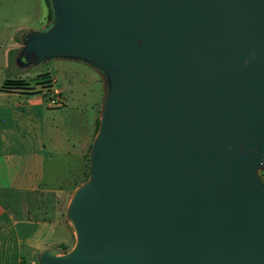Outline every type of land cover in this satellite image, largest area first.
<instances>
[{
	"label": "water",
	"instance_id": "obj_1",
	"mask_svg": "<svg viewBox=\"0 0 264 264\" xmlns=\"http://www.w3.org/2000/svg\"><path fill=\"white\" fill-rule=\"evenodd\" d=\"M15 61L106 78L65 252L38 264H264V0H48Z\"/></svg>",
	"mask_w": 264,
	"mask_h": 264
},
{
	"label": "crops",
	"instance_id": "obj_2",
	"mask_svg": "<svg viewBox=\"0 0 264 264\" xmlns=\"http://www.w3.org/2000/svg\"><path fill=\"white\" fill-rule=\"evenodd\" d=\"M44 2L14 1L31 19L27 28L46 22ZM15 36H7L0 53V264H38L42 250L72 244V229L64 216L65 183L81 164L87 134L75 140L76 121H66L67 109L81 111L86 106L87 76L101 81L76 63L84 70L70 71L66 88L55 85L63 106L55 119L54 114L47 118L46 96L1 87L21 71L8 63V51L18 49L12 47ZM76 98L80 102L72 101Z\"/></svg>",
	"mask_w": 264,
	"mask_h": 264
},
{
	"label": "rangeland",
	"instance_id": "obj_3",
	"mask_svg": "<svg viewBox=\"0 0 264 264\" xmlns=\"http://www.w3.org/2000/svg\"><path fill=\"white\" fill-rule=\"evenodd\" d=\"M14 1L16 0H0V53L4 49L7 36L9 34L14 35L16 34V38L12 39V47H18V51L22 46V36L29 31H38L36 28H41L40 31L47 29L50 26V22L52 19V11L50 8V18L46 20V22L41 23L40 25H35L34 28H27L28 23L30 22L28 17L25 15L24 11L20 9L22 4H15ZM45 3V2H44ZM46 12L48 13V7L45 4ZM80 63L85 65L87 69L93 71L96 75L100 78V82L93 79L92 76H87V100L86 106L82 107L83 109L76 110L73 107L67 109L66 121L70 122V124L75 120L76 125L74 124L75 131L74 138L75 140H79L82 136L87 134V146L84 150V153L80 159L81 164H76V169L74 170V175L72 179L68 180L65 183L67 188V193L64 196V202L68 203V200L71 196L72 191L80 185L82 182L87 180L88 178V168H89V161H88V151L89 146L92 138L94 137L98 119H99V112H100V105L102 102L103 94L106 89V78L104 74L93 65L81 61L78 59L72 58H48L44 61H41L36 64L31 65H20L16 62L15 66L21 69L20 73L14 75L13 78L9 79V84L11 87L15 88L14 90L26 92V93H39L42 96H46V92L48 91L51 85H57L66 88L67 84V74L70 71H79L82 69L78 66ZM17 68H13L17 69ZM84 70V69H82ZM52 81V83H51ZM46 104V97L43 99ZM74 102H80L79 99L72 100ZM63 103L58 105L57 107L47 108V118L50 114H54V119L58 116L59 111H61V107ZM77 106V105H76ZM81 107V106H80ZM60 109V110H59ZM263 167L258 171V174L262 179H264V172ZM67 205V204H66ZM66 207V206H65ZM70 226V225H69ZM71 228V227H70ZM72 231V230H71ZM74 242V235L72 232V244L69 247L62 246L58 250L59 253L65 252L68 250ZM31 264V263H30Z\"/></svg>",
	"mask_w": 264,
	"mask_h": 264
},
{
	"label": "built area",
	"instance_id": "obj_4",
	"mask_svg": "<svg viewBox=\"0 0 264 264\" xmlns=\"http://www.w3.org/2000/svg\"><path fill=\"white\" fill-rule=\"evenodd\" d=\"M46 93H47L46 104L48 107L54 108L57 107L59 104L61 105L63 103L62 98L60 96V91L55 85H51ZM263 168H264V163H263Z\"/></svg>",
	"mask_w": 264,
	"mask_h": 264
},
{
	"label": "trees",
	"instance_id": "obj_5",
	"mask_svg": "<svg viewBox=\"0 0 264 264\" xmlns=\"http://www.w3.org/2000/svg\"><path fill=\"white\" fill-rule=\"evenodd\" d=\"M44 1H45V4L48 7L47 18L49 19L50 18V8H49L50 5H49V1L48 0H44ZM17 51H18V49H10L8 51V63L9 64H16L15 58H16ZM9 82H10L9 79L5 80L2 83V86L1 87L4 88V89H15V88H13V87L10 86Z\"/></svg>",
	"mask_w": 264,
	"mask_h": 264
}]
</instances>
